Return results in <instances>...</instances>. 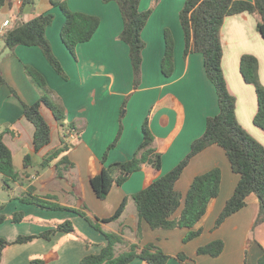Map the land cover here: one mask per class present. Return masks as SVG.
I'll use <instances>...</instances> for the list:
<instances>
[{
  "label": "crops",
  "instance_id": "0c3cea01",
  "mask_svg": "<svg viewBox=\"0 0 264 264\" xmlns=\"http://www.w3.org/2000/svg\"><path fill=\"white\" fill-rule=\"evenodd\" d=\"M52 1L34 0L32 6L23 9L22 0H7L0 7V71L6 81L0 89V134L3 133L4 142L13 154L17 172V178L8 186L0 173V195L6 193L4 199L0 197V208L11 207V213L6 216L21 212L25 220L35 224L22 226L25 220L19 224L8 220L0 226V238L13 242L19 236H38L65 220H71L79 231L57 233L51 240L37 238L27 244H12L3 251L1 264H37L36 260H44L45 264H82L84 257L100 254L107 246L104 233L120 237L121 242L115 245L116 257L132 246L140 252L153 244L170 257L167 264H258L264 253V223L253 227L259 213L255 195L248 198L244 209L227 219L219 229H214L240 179L221 147L213 145L195 156L176 184L183 195L184 206L186 194L197 176L215 168L222 172L219 196L210 202L206 214L192 229L202 231L197 238L184 243L189 232L185 228L151 229L140 219L134 200L137 193L172 171L190 153L192 143L204 134L208 118L220 111L215 86L205 71L204 57L199 53L184 55L180 12L187 0H141L140 11L152 9L153 13L142 32L145 49L142 81L137 89L129 46L119 39L124 24L118 4L103 0H60L74 12L98 16L101 20L92 40L77 47L75 59L61 38L66 19ZM49 13L54 14L55 19L46 35L67 79L55 71L40 48L18 46L11 51L5 49L2 39L8 29ZM6 21L10 23L4 27ZM258 21V15L250 13L225 19L221 29L222 68L228 91L236 98L239 124L264 147V131L254 124L258 111L256 90L245 82L240 71L241 58L254 56L264 85V38L257 29ZM166 31L171 32L175 41V69L171 77H166L161 67ZM26 66L45 77L53 99L62 103L67 122L75 126L77 133H70L67 138L72 144L70 149L46 168L41 166L43 158L59 147L63 134L51 111L43 108V115L52 128V141L41 151H35V127L24 117L23 104H35L40 93L28 77ZM146 123L154 135L157 151L163 155L161 170L144 164L127 182L122 186L114 185L108 197L100 200L90 180L101 172L102 158L121 124V139L117 147L109 151L107 164L126 162L135 155L143 142ZM27 156L31 161L25 166ZM63 157H67L72 166L61 163ZM59 170L63 178L59 177ZM30 195L84 212L98 223L101 232L73 211L46 210L20 201ZM125 200V211L117 221H97L113 216ZM72 235H76V239ZM92 240L97 243L92 244ZM216 240L225 244L219 257L197 255L200 247ZM179 255H183V260ZM131 264L147 263L135 259Z\"/></svg>",
  "mask_w": 264,
  "mask_h": 264
},
{
  "label": "trees",
  "instance_id": "16d2710c",
  "mask_svg": "<svg viewBox=\"0 0 264 264\" xmlns=\"http://www.w3.org/2000/svg\"><path fill=\"white\" fill-rule=\"evenodd\" d=\"M7 0H0V7ZM116 2L123 19V31L119 39L129 46V54L134 72V87L139 88L142 81L143 51L145 43L142 32L145 29L153 10L140 11L141 0H103L104 3ZM34 0H22V8L30 7ZM52 4L63 13L66 22L62 28L61 38L76 59V49L80 44L92 40L97 32L101 20L98 16L72 11L65 1L53 0ZM243 13L256 14L259 17L257 29L264 38V0L248 2L244 0H187L180 12V22L185 36V57L199 53L204 57V66L207 77L215 86L219 114L207 120L204 134L192 143L190 153L169 173L162 176L150 186L134 196L139 217L146 221L153 230L188 229L184 239L188 243L201 235L202 231L192 230L201 221L207 212L210 202L217 198L221 191L222 172L215 168L205 174L197 176L186 194L184 206L183 195L176 189V184L183 175L185 169L199 153L217 145L221 147L231 164L234 173L240 179L232 197L226 202L220 212L214 229H219L230 217L240 212L247 206L248 198L255 195L259 201V213L254 223V228L264 223V147L257 142L239 124L236 116V98L227 88L222 60L223 46L221 42V29L225 19L230 16ZM52 13L40 15L27 23L10 28L3 34L5 49L14 50L18 46L38 47L55 71L63 78L67 75L54 54L46 32L54 22ZM165 54L162 60V72L166 77H171L175 69V41L170 31L165 32ZM240 71L247 84L255 87L258 101V111L254 117L255 126L264 131V85L259 78V65L254 56L244 55L240 62ZM26 72L31 82L38 88L39 100L32 105L23 104L24 117L35 127L34 148L36 152L49 146L52 141V128L43 115V108L53 114L62 130L61 143L43 158L41 166L48 167L55 159L68 151L71 143L67 140L70 133H76L75 126L67 122L65 108L59 100L53 99V91L45 77L36 69L26 66ZM6 84L0 71V89ZM17 95L15 91H12ZM127 101L123 106L126 109ZM121 120L124 114L121 116ZM123 132L121 124L115 140L108 146L102 158L101 172L91 178V186L100 200H105L114 185L122 186L136 172L140 171L144 164H148L155 170H161L163 155L157 151L154 145V135L146 123L143 128L144 139L135 155L122 163L107 164V155L110 150L117 147ZM31 161V157L25 158V166ZM61 163L69 164L67 157H63ZM0 173L3 175L5 186L17 178L13 162V154L4 142L3 133L0 134ZM64 174L59 170V177ZM23 203L36 205L46 210H68L83 217L93 228L101 232L100 226L84 212L51 204L36 196L30 195L20 200ZM125 200L113 216L103 220L102 223L117 221L125 211ZM183 206V208H182ZM182 208L179 216L175 217ZM0 226L10 220L15 224L25 220L23 213L18 212L8 217L1 213ZM75 228L70 221L58 224L56 227L45 231L38 236H19L13 242L0 238V264L3 251L12 244H27L34 239L42 238L51 240L57 233L75 234ZM107 246L97 255H89L83 258L82 264H131L135 259H141L147 264H167L170 257L155 245L150 244L140 252L136 246L129 251L115 256V245L121 242L117 235L104 233ZM225 248L222 240L213 241L197 250V255H209L219 257ZM178 258L183 260V255ZM37 264H45L44 260H36ZM264 264V253L258 261Z\"/></svg>",
  "mask_w": 264,
  "mask_h": 264
},
{
  "label": "rangeland",
  "instance_id": "374dc122",
  "mask_svg": "<svg viewBox=\"0 0 264 264\" xmlns=\"http://www.w3.org/2000/svg\"><path fill=\"white\" fill-rule=\"evenodd\" d=\"M194 54V53H193ZM191 55V54H190ZM5 196H6V193H1V195H0V197L1 198H5ZM3 208V207H2ZM11 207L9 208V209H7V208H3L2 209V211H1V213H3L4 215H8V213H11ZM39 212H42V213H48V211H39ZM52 215V214H51ZM65 221H70V222H72L71 220H65ZM72 224H73V226H74V228H75V230L76 231H79L78 230V228H77V226H76V224H74L73 222H72ZM27 225H35L32 221H29V219H27V220H25V222H24V224L22 225V226H27ZM95 234H97L98 236H100L98 233H95ZM72 236H74L75 237V239H76V235H72ZM86 239H88V238H86ZM92 242V244L93 243H97L96 241H94V240H92L91 241ZM45 263H47V262H45ZM53 264H55V263H53Z\"/></svg>",
  "mask_w": 264,
  "mask_h": 264
},
{
  "label": "built area",
  "instance_id": "2783aa9c",
  "mask_svg": "<svg viewBox=\"0 0 264 264\" xmlns=\"http://www.w3.org/2000/svg\"><path fill=\"white\" fill-rule=\"evenodd\" d=\"M9 23H10L9 21H6V22L4 23V27L8 26Z\"/></svg>",
  "mask_w": 264,
  "mask_h": 264
}]
</instances>
